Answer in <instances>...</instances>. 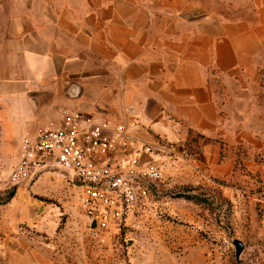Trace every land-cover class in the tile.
Segmentation results:
<instances>
[{"label":"crops","instance_id":"crops-1","mask_svg":"<svg viewBox=\"0 0 264 264\" xmlns=\"http://www.w3.org/2000/svg\"><path fill=\"white\" fill-rule=\"evenodd\" d=\"M206 1L0 0L2 144L19 146L20 157L18 136L59 126L68 110L137 122L129 131L131 144L163 138L165 150L145 154L139 168L199 143L197 177L250 179L248 172L264 184V0H248L253 17L236 19L214 12ZM238 160L245 172L237 169ZM20 211L0 224V264L81 263L54 239L16 230L32 219L27 208ZM198 226L175 240L173 226L164 224L171 228L165 242L184 241V254L182 247L144 258L223 264L203 253ZM161 227L146 229L156 233ZM92 247L108 258L107 250Z\"/></svg>","mask_w":264,"mask_h":264},{"label":"rangeland","instance_id":"rangeland-1","mask_svg":"<svg viewBox=\"0 0 264 264\" xmlns=\"http://www.w3.org/2000/svg\"><path fill=\"white\" fill-rule=\"evenodd\" d=\"M223 1L227 3L209 0L205 4L229 18L253 17L248 0H234L231 7ZM23 138L20 135L17 140ZM10 142L2 144L0 131V224H8L15 213L20 215V210L27 208L32 219L19 222L16 230L43 241L54 239L62 251L75 256L70 259L80 264H174L179 258H144L155 253L169 255L170 250L179 252L182 247L184 254V241L183 246L165 242L171 228H164V224L173 226L175 240L182 233L184 238L185 230L198 224L196 234L203 240V253L217 255L223 264H264L262 179L248 172L250 179L197 177L193 163L203 162L199 143L187 145L183 152L168 153L172 155L168 160L160 158L163 161L156 166L163 170L161 179L138 180L146 191L138 205L140 214L119 221L118 232L111 228L108 233H96L82 207L80 182L72 181L69 174L47 172L32 183L16 184L12 180L11 173L21 156L19 146L12 149ZM163 150L157 148L152 153L161 154ZM239 169L245 172L244 167ZM152 223L162 225L161 230L153 233L146 229ZM235 239L245 244L241 262L236 258ZM93 245L107 250L104 256L108 258L96 256Z\"/></svg>","mask_w":264,"mask_h":264},{"label":"built area","instance_id":"built-area-1","mask_svg":"<svg viewBox=\"0 0 264 264\" xmlns=\"http://www.w3.org/2000/svg\"><path fill=\"white\" fill-rule=\"evenodd\" d=\"M136 124L64 110L59 126L23 138L21 158L11 178L20 184L32 183L47 172L69 174L83 189L82 207L90 224L98 221L95 232L111 228L118 232L119 221H127L146 196L138 180L154 181L163 175L154 163L139 168L141 159L168 146L163 138L131 144L129 131Z\"/></svg>","mask_w":264,"mask_h":264},{"label":"water","instance_id":"water-1","mask_svg":"<svg viewBox=\"0 0 264 264\" xmlns=\"http://www.w3.org/2000/svg\"><path fill=\"white\" fill-rule=\"evenodd\" d=\"M91 230L96 231L98 229V221L97 219L93 220L92 224L90 225ZM131 243V242H130ZM233 244L235 246V251H236V258L238 261H242L241 255L244 251L245 244L242 240L240 239H235L233 241Z\"/></svg>","mask_w":264,"mask_h":264},{"label":"trees","instance_id":"trees-1","mask_svg":"<svg viewBox=\"0 0 264 264\" xmlns=\"http://www.w3.org/2000/svg\"><path fill=\"white\" fill-rule=\"evenodd\" d=\"M263 86H264V70H263ZM261 99L264 101V90L261 94ZM243 167L241 164H239V160L237 161V168Z\"/></svg>","mask_w":264,"mask_h":264}]
</instances>
